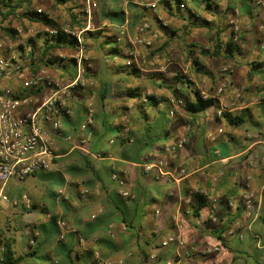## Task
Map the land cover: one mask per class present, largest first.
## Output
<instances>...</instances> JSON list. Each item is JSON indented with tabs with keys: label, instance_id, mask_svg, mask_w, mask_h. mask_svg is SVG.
<instances>
[{
	"label": "crops",
	"instance_id": "1",
	"mask_svg": "<svg viewBox=\"0 0 264 264\" xmlns=\"http://www.w3.org/2000/svg\"><path fill=\"white\" fill-rule=\"evenodd\" d=\"M98 1L87 32L105 29L117 36L126 28L133 37L147 20L157 36L146 35L135 66L138 73L126 68L127 48L108 44L104 37L86 41L96 110L91 155H86L90 166L60 138L59 169L34 177L58 181V188L31 187L24 196L38 208L28 211L18 191L22 182L12 181L7 188L10 202L0 207V236L11 243L15 257L25 258L21 264H39L43 256L48 264H92L94 252L107 264H264V5H255V0H215L209 11L202 0H188L191 13L169 16L159 10L169 27L163 31L148 9L158 0ZM84 4L85 0H33L31 10L43 8V20L25 15L12 23L9 28L17 32L18 40L10 48L25 64L27 76L46 73L63 85L76 78V43L54 42L49 34L53 29L83 30L87 21L84 28L74 21L83 24ZM231 21L240 25L238 42ZM231 39L238 49L229 47ZM217 42L221 48L216 51ZM45 47L50 51L44 57ZM190 51L199 66L189 59ZM223 86L221 102L229 110L219 118L216 98ZM88 92L73 91L69 104L74 115L64 121V136L81 135ZM196 92L207 93L215 104L189 114L185 106L194 102ZM174 98L184 105L171 115L169 101ZM129 114L130 132L124 135ZM179 140L185 141L184 148L170 167L184 169L186 176L174 182L145 172V164L164 160L165 150ZM114 173L125 180L130 199L121 196ZM195 190L208 201L198 214L190 196ZM211 199L220 201L219 223L214 226L209 224ZM246 199L253 203L251 218L243 207ZM110 226L114 238L109 236ZM216 230L223 232L222 240ZM178 232L186 243L180 257L175 243L162 246ZM31 233L38 234L33 244ZM94 239L97 244H92ZM216 247L218 252L206 253Z\"/></svg>",
	"mask_w": 264,
	"mask_h": 264
},
{
	"label": "built area",
	"instance_id": "2",
	"mask_svg": "<svg viewBox=\"0 0 264 264\" xmlns=\"http://www.w3.org/2000/svg\"><path fill=\"white\" fill-rule=\"evenodd\" d=\"M160 1V0H159ZM159 1L148 5V9L155 15L157 21L163 26L167 24L158 13ZM87 26L83 30L72 29H53L50 31V37H56L64 34L73 39L76 43L78 54L76 56L77 75L73 81L63 85L56 79L46 73H38L34 76L25 74V64L13 51L12 48H7L0 43V207L9 204L10 198L7 194L8 185L12 181L23 182L29 178L37 177L41 174L55 173L59 169V146L58 140L64 138L66 142L73 145V148L84 155H91L90 144L93 137V127L96 124L95 110V93L94 82L88 78V68L90 61L86 56V47L83 42V35L90 31L93 9L97 7L96 0H85ZM255 5L262 7L264 0H255ZM185 8L184 5L181 6ZM39 13H42L39 10ZM235 35V42H238V35L241 31L237 21L230 22ZM151 24L144 22L133 37H128L126 28H123L117 35L118 43L128 41L130 46V58L126 66L131 67L137 65L141 48L145 45V37L147 34H152L156 38V34L151 31ZM149 44V43H148ZM8 49V52L6 50ZM12 49V50H11ZM80 89L89 91L86 95L85 102V120L80 126L79 137L74 135L64 136V121L74 115V110L69 104V100L73 95V91ZM225 91V87H221L217 91V100H219V109L217 116L224 118L229 110V105L221 102V96ZM199 96L203 101H209L210 96L205 92H199ZM242 91L237 93V99H241ZM171 115H174V109L184 105L182 99H170ZM123 123V134L130 132L129 116ZM220 133L222 131L220 130ZM211 139L214 140L212 136ZM114 141L112 142V144ZM185 141L179 140L174 145L168 147L164 160H158L145 164L144 170L146 173H154L155 178L160 179L167 177L174 182L186 176L184 169L176 171L170 167L171 161L175 160L177 154L184 148ZM95 158H104L101 155L94 156ZM264 164V155L262 156ZM112 179L120 188V194L124 199H130L131 194L126 189L127 184L122 177L114 174ZM264 191V178H263ZM63 192L59 196H63ZM200 191H193L191 197L203 196ZM204 197V196H203ZM22 202L24 207L31 211L32 204L27 196H23ZM230 208L234 204L227 201ZM243 207L247 217H252L253 203L251 199H246L243 202ZM220 201L217 199L210 200L209 224L214 226L219 223ZM159 214V212H157ZM97 215L92 218L97 219ZM58 226L61 229L65 228V223L62 220L58 221ZM182 228L178 225V230ZM9 229H12V223H9ZM30 243L33 244V239L38 236L36 233H31ZM109 236L114 238L113 226L109 228ZM65 236L61 235V240H65ZM98 239H94L92 244H97ZM175 243L177 247V256L183 253L186 248V243L180 232L173 237L168 238L163 242L162 246L167 247ZM80 244L87 245L84 239H80ZM6 247L4 241L0 242V264L4 263L3 253ZM195 250V249H194ZM219 251V247L213 250H206L207 254H212ZM95 264H107L102 260L100 255L94 252ZM55 264H58L56 261ZM165 264H175L173 261H167ZM243 264V263H240Z\"/></svg>",
	"mask_w": 264,
	"mask_h": 264
},
{
	"label": "trees",
	"instance_id": "3",
	"mask_svg": "<svg viewBox=\"0 0 264 264\" xmlns=\"http://www.w3.org/2000/svg\"><path fill=\"white\" fill-rule=\"evenodd\" d=\"M32 1L33 0H19L17 2H15L14 0H0V30L4 33V35L9 39V41L11 43H15L18 39H17V32L14 30V29H11L9 27H3V24H5L6 22H10L11 19L13 18H19V15H18V11L21 10V9H24L26 7V11L24 13V15L26 16H33L35 17L36 19H39V20H43V16L41 15V13H39V10L38 11H32L31 10V6H32ZM56 2L59 3V1H62L64 3H70V2H77L79 0H55ZM159 1V0H158ZM188 0H160L159 1V8H158V13L159 10L161 8H163V10L169 14V16H177L178 14H180L181 12H189L191 13V11L188 9V6H187V2ZM192 1V0H191ZM204 3L208 4L207 5V10L211 11L212 10V4L215 3V0H202ZM148 2V1H147ZM96 3H97V7L93 9V12H92V18L94 17L96 11L98 10L99 8V1L96 0ZM26 5V6H25ZM184 5L185 8L182 9L181 6ZM83 8V6H82ZM151 13V17L154 21H156V23H158V25L160 26V28L163 30V31H166L169 29V27H163L156 19L155 15H153L152 12ZM83 17H84V22L83 24L77 22V21H74L75 24H78L79 27L81 28H84L86 26V21H87V14H86V4H84V12H83ZM77 20V18H76ZM144 22H149L147 20H145ZM143 22V23H144ZM93 23V22H92ZM142 23V24H143ZM150 23V22H149ZM61 30V29H60ZM106 34V35H105ZM104 37L106 40H107V43L108 44H118V45H121L122 47L124 48H127V52H128V59L130 58V46L128 44V46L125 44V41H123L122 43H118L117 41V36H115L113 34V31L112 30H105V29H97V31L95 32H86V34L84 35L83 37V42H84V45L86 47V41L88 39H99V38H102ZM52 41L54 42H66V41H70L72 43H74L75 45V42L74 40L67 36V35H64V34H60L59 36H56V37H50ZM32 42V41H31ZM128 42V41H127ZM220 42V40L218 41ZM216 43L214 47V50H218L219 48H221L220 44L219 43ZM53 44V43H51ZM229 47L230 48H235V49H238L239 46L238 44H236L233 39L229 40V43H228ZM220 46V47H219ZM192 48H195L194 46H191ZM87 50V49H86ZM188 50H190V48L188 47ZM50 51V48L48 47H45L44 49V53H43V56L45 57ZM208 53V51H206ZM215 52V51H214ZM86 55H87V51H86ZM193 51H190V55H189V59H192V61L198 65L197 63V59L193 57ZM136 65H133L131 67H127L129 70H132L133 72L135 73H138L139 70L135 67ZM199 66V65H198ZM199 70V69H198ZM89 79H91L89 76H88ZM92 80V79H91ZM149 98V97H148ZM215 102L214 100H209V101H203L200 96H199V93L196 92V96H195V100L194 102L192 103H187L186 106H185V110L186 112H188L189 114H197V113H202V112H205L206 110H208L209 108H211L212 106H214ZM84 157V162L87 166H90V162H89V156H86L84 154H82ZM116 175H118L119 177H122L120 176L118 173H114ZM208 204V201L203 197V196H196L195 197V209H194V214H198L200 210H202L203 208H205ZM34 210H36L38 207H32ZM42 213L44 215H47L48 213L46 212L45 209H41ZM224 227V226H223ZM220 230V229H219ZM219 230H216L214 231V233L216 235H218V238L219 240H222V234L223 232H219ZM4 241V244H5V247H6V250L5 252L3 253V258H4V263L2 264H21L23 261H24V257H15V253L13 251V248H12V245L11 243H9V241H6L5 239H3V237L0 236V242ZM93 255V252L91 253ZM29 256V255H28ZM93 257V256H92ZM92 264H95V260L92 262Z\"/></svg>",
	"mask_w": 264,
	"mask_h": 264
},
{
	"label": "rangeland",
	"instance_id": "4",
	"mask_svg": "<svg viewBox=\"0 0 264 264\" xmlns=\"http://www.w3.org/2000/svg\"><path fill=\"white\" fill-rule=\"evenodd\" d=\"M15 2L19 1V0H14ZM190 4H192V2H190ZM25 10V9H24ZM23 9L22 10H19L18 11V15L20 16L19 19H22L23 17H25L24 14H22V12L24 11ZM39 10L42 11L41 15H44L45 14V10L43 8H39ZM37 11V10H36ZM17 20V18L13 19L11 21V23H5L3 24V27H10L12 25V23ZM0 43H3V44H6L7 48H9L11 45V42L9 41V39L4 35V33L0 30ZM108 48V45L106 46ZM162 108L163 109H166V104L165 103H162ZM15 183H18V182H15ZM20 184V188H19V192H20V197L21 199L23 198L24 194H28L31 187L33 186H36L44 191H54L58 188L57 184H58V181H52V180H48L44 177H38L36 179L34 178H31V179H28L26 180L25 182L23 181L22 183H18ZM23 203V202H22ZM43 217V216H42ZM49 262H47V260L45 259V257H41L40 258V262L39 264H48Z\"/></svg>",
	"mask_w": 264,
	"mask_h": 264
}]
</instances>
